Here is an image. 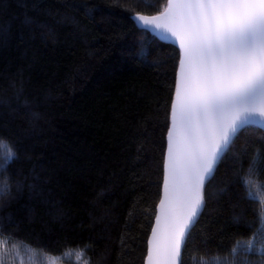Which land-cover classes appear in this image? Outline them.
<instances>
[{
    "label": "trees",
    "instance_id": "trees-1",
    "mask_svg": "<svg viewBox=\"0 0 264 264\" xmlns=\"http://www.w3.org/2000/svg\"><path fill=\"white\" fill-rule=\"evenodd\" d=\"M166 4L0 0V166L18 150L4 176L28 177L22 192L0 201V264H144L179 51L132 17ZM245 129L206 183L180 264H226L233 246L257 242L247 225L259 227L261 206L244 199L257 189L226 184L237 162L246 170L264 148V131ZM33 169L39 196L27 188Z\"/></svg>",
    "mask_w": 264,
    "mask_h": 264
},
{
    "label": "snow or ice",
    "instance_id": "snow-or-ice-1",
    "mask_svg": "<svg viewBox=\"0 0 264 264\" xmlns=\"http://www.w3.org/2000/svg\"><path fill=\"white\" fill-rule=\"evenodd\" d=\"M135 19L145 28L170 34L179 44L163 154V196L148 241V264H177L185 233L206 201V177L213 174L218 156L247 130V122L256 117L264 121V0H168L158 15L137 14ZM6 35L7 29L0 28V39ZM19 158L18 150L8 149L0 166V201L26 186L28 177L22 172L15 173L22 178L14 181L12 174L4 176L8 161ZM237 163L226 184L256 188L257 196L249 192L244 199H258L261 212L259 227L255 221L247 225L256 229L257 242L233 246L226 264H257L249 259L253 252L260 257L258 264H264V181L252 179L264 176V148L256 150L246 170ZM32 175L27 188L39 196L34 169ZM241 219L234 216L236 223Z\"/></svg>",
    "mask_w": 264,
    "mask_h": 264
},
{
    "label": "water",
    "instance_id": "water-1",
    "mask_svg": "<svg viewBox=\"0 0 264 264\" xmlns=\"http://www.w3.org/2000/svg\"><path fill=\"white\" fill-rule=\"evenodd\" d=\"M168 7V0H167V4H166V7L164 9H166ZM158 15V14H156ZM137 15L133 16L132 17V20L133 22L135 23V25L141 29V30H145L147 32H149L150 34H152L153 36H155L157 39H159L160 41L164 42V43H167V44H171L173 45L175 48H177V50L179 51V44L178 42L175 40L174 37H172L170 34H167V33H163L161 32L160 30H156V31H153L152 29L150 28H145L142 24H140L136 19ZM155 16V15H153ZM150 17V16H149ZM178 68V67H177ZM174 95H175V90H174ZM174 95H173V98H174ZM261 124H264V121H261L259 119V117H256L252 120H250L249 122H247L245 125H244V128L245 127H248V126H254V127H257L259 129H261ZM169 127H171V110H170V125ZM228 149V147H227ZM226 149V150H227ZM226 150L224 152H222L219 156H218V159H217V164L219 162V160L221 159V157L224 155V153L226 152ZM167 152V136H166V150H165V154ZM216 168V167H215ZM214 168V170H215ZM214 173V172H213ZM164 174V173H163ZM213 175V174H212ZM212 175H210L209 177H206V183L209 181V179L212 177ZM163 196V182H162V190H161V196L160 198ZM159 203H160V200H159ZM159 203L156 207V215L158 214L159 212ZM204 205V204H203ZM203 205L201 207V210L198 212V215L197 217L194 219L193 221V225L196 223L202 209H203ZM156 215H155V219H154V223H153V226H152V229L153 227H156ZM193 226H190L189 229L186 231L185 233V240H186V237L189 233V231L192 229ZM152 229L150 231V234L148 236V240H147V252H146V257H145V260H144V264H148V241L149 239L152 237ZM185 240H184V244H185ZM184 244L182 245V249H181V256L179 257L178 261H177V264H180L181 263V258H182V252H183V247H184Z\"/></svg>",
    "mask_w": 264,
    "mask_h": 264
},
{
    "label": "rangeland",
    "instance_id": "rangeland-1",
    "mask_svg": "<svg viewBox=\"0 0 264 264\" xmlns=\"http://www.w3.org/2000/svg\"><path fill=\"white\" fill-rule=\"evenodd\" d=\"M46 263L47 264H60L55 258H48Z\"/></svg>",
    "mask_w": 264,
    "mask_h": 264
}]
</instances>
